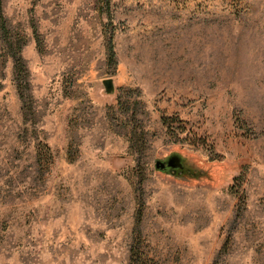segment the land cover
<instances>
[{
	"label": "rangeland",
	"instance_id": "obj_1",
	"mask_svg": "<svg viewBox=\"0 0 264 264\" xmlns=\"http://www.w3.org/2000/svg\"><path fill=\"white\" fill-rule=\"evenodd\" d=\"M0 2V264H264V0Z\"/></svg>",
	"mask_w": 264,
	"mask_h": 264
},
{
	"label": "trees",
	"instance_id": "obj_2",
	"mask_svg": "<svg viewBox=\"0 0 264 264\" xmlns=\"http://www.w3.org/2000/svg\"><path fill=\"white\" fill-rule=\"evenodd\" d=\"M0 25H1V28H2L3 32H7L8 31L7 25H6V21H5V18H4V14H3V9H2L1 2H0ZM14 53H15L14 56H15L17 68H19V71L21 73H27L26 69H25V66L23 64V57L20 54V51L18 50V51L14 52ZM109 56H110V60L114 61V59H115V49H114V45L112 43V37H111L110 43H109ZM21 81H25V78L21 79ZM135 256L136 255L133 256L134 257L133 259H135Z\"/></svg>",
	"mask_w": 264,
	"mask_h": 264
},
{
	"label": "water",
	"instance_id": "obj_3",
	"mask_svg": "<svg viewBox=\"0 0 264 264\" xmlns=\"http://www.w3.org/2000/svg\"><path fill=\"white\" fill-rule=\"evenodd\" d=\"M103 83L105 84L106 91L108 93L113 94L115 92L116 86H115V83H114V79L113 78H107V79H105L103 81ZM177 160H178V156L177 155H172V157H170V159H169V161L171 163L177 162ZM167 166L168 165H167V162L165 160L164 161H162V160H158L157 161V168L158 169L165 170V168L166 169L168 168ZM170 166L173 167V168H175L176 164H171ZM176 167H178V165ZM172 171H174V170L172 169Z\"/></svg>",
	"mask_w": 264,
	"mask_h": 264
},
{
	"label": "bare ground",
	"instance_id": "obj_4",
	"mask_svg": "<svg viewBox=\"0 0 264 264\" xmlns=\"http://www.w3.org/2000/svg\"><path fill=\"white\" fill-rule=\"evenodd\" d=\"M169 164H170V165H171V164H176V162H174V163H171V162H170ZM176 166H177V165H176ZM176 166H175V167H176Z\"/></svg>",
	"mask_w": 264,
	"mask_h": 264
}]
</instances>
